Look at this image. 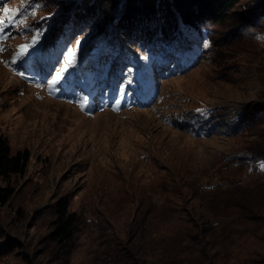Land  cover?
Masks as SVG:
<instances>
[{
    "label": "rangeland",
    "instance_id": "rangeland-1",
    "mask_svg": "<svg viewBox=\"0 0 264 264\" xmlns=\"http://www.w3.org/2000/svg\"><path fill=\"white\" fill-rule=\"evenodd\" d=\"M261 1L241 0L244 7ZM20 2H7L0 20L11 25L9 17ZM262 14L261 24L240 33L230 19L213 26L199 64L160 83L157 99L144 109L118 103H84L81 108L51 98L49 82L23 80L11 66L28 46L22 35L28 30L23 21L12 22L24 32L0 34V138L13 152L27 150L30 159L25 172L11 179L14 194L0 207V235L13 241L12 252L0 257V264H136L139 258L127 251L142 198L160 204L185 172L224 166L243 149L261 153L263 142L256 135L264 138ZM32 19L31 13L27 22ZM199 107L218 128L194 137L180 121ZM249 110H255L253 124L236 134L228 125H236L232 120ZM255 168L249 178L264 177V162ZM175 191L180 192L172 195V207L182 219L179 226L185 223L186 233L203 235L195 228L207 227L193 215L195 200L185 197L182 188ZM59 200L67 202L76 219L66 245L48 238L50 212ZM112 253L122 261L115 262Z\"/></svg>",
    "mask_w": 264,
    "mask_h": 264
},
{
    "label": "trees",
    "instance_id": "trees-1",
    "mask_svg": "<svg viewBox=\"0 0 264 264\" xmlns=\"http://www.w3.org/2000/svg\"><path fill=\"white\" fill-rule=\"evenodd\" d=\"M9 1L0 0V15ZM70 1L21 0L9 18L23 21L28 46L11 67L23 80L52 84L51 98L70 100L81 108L86 100L99 107L153 105L160 83L199 64L213 26L230 19L231 28L240 33L261 24L264 11V1L251 7L241 0ZM31 13L33 19L27 22ZM12 22L0 20V34L18 32ZM254 112L244 111L232 120L236 125L228 127L236 134L247 132ZM180 123L194 137L218 128L200 107ZM256 136L264 146L261 134ZM29 159L27 150L13 152L0 138V207L13 196L10 181L25 172ZM260 161L264 162V149L258 154L243 149L224 166L185 172L184 180L178 179L160 204L142 198L141 211L136 209L131 221L135 235H130L127 254L139 258L136 264H264V177L249 178ZM180 188L195 200L193 215L207 225L205 230L195 228L203 235L186 233L185 223L179 226L182 219L172 207V195L180 196L175 191ZM50 214L49 240L66 245L73 238L74 214L65 200H59ZM12 247L13 241L0 235V257ZM109 256L122 261L114 253Z\"/></svg>",
    "mask_w": 264,
    "mask_h": 264
}]
</instances>
